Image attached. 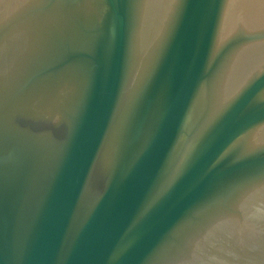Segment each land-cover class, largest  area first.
Instances as JSON below:
<instances>
[{
	"label": "water",
	"instance_id": "95a60500",
	"mask_svg": "<svg viewBox=\"0 0 264 264\" xmlns=\"http://www.w3.org/2000/svg\"><path fill=\"white\" fill-rule=\"evenodd\" d=\"M0 264H264V0H0Z\"/></svg>",
	"mask_w": 264,
	"mask_h": 264
}]
</instances>
